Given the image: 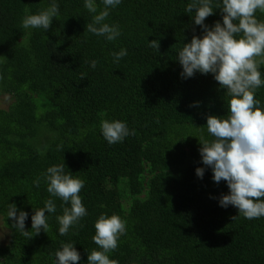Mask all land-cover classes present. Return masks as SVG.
<instances>
[{"label":"trees","instance_id":"1","mask_svg":"<svg viewBox=\"0 0 264 264\" xmlns=\"http://www.w3.org/2000/svg\"><path fill=\"white\" fill-rule=\"evenodd\" d=\"M51 2L0 0V91L13 98L0 108V215L10 231L0 264H54L66 242L81 254L76 264H87L88 251L98 248L92 237L101 214L126 222L108 253L116 264H264V217L249 220L221 207L226 182L215 183L211 168L202 179L196 175L204 166L197 136L210 138L207 116L227 113V95L211 73L180 75L178 50L202 35L185 12L189 0H123L106 19L120 27L115 41L84 32L93 15L84 0H57L60 15L47 32L21 27L26 9L36 13ZM255 16L264 21V12ZM217 20L219 8L206 23ZM152 39L159 51L149 46ZM121 48L128 54L116 63L112 53ZM255 96L264 105V86ZM193 101L201 103L191 107ZM114 119L135 134L109 144L100 124ZM62 163L84 181L88 214L62 236V201L53 198L48 232L35 235L34 207L50 198L44 175ZM11 202L29 212L31 238L7 218Z\"/></svg>","mask_w":264,"mask_h":264},{"label":"clouds","instance_id":"2","mask_svg":"<svg viewBox=\"0 0 264 264\" xmlns=\"http://www.w3.org/2000/svg\"><path fill=\"white\" fill-rule=\"evenodd\" d=\"M99 2L103 7L98 11L97 0H84V7L93 14L84 32L115 41L121 35L120 27L107 23L106 19L123 0ZM217 8L221 10L222 20L209 25L206 18ZM257 10L264 12V0H216L215 5L214 0H189L185 12L192 15L194 24L202 29V35H193L189 42H184L176 56L182 66V78H191L197 72L211 73L219 87L226 89L227 113L208 115L206 127L210 138L197 136L204 166L196 168V175L202 179L206 168H211L213 181L217 184L225 181L229 189L218 198L219 205L235 207L239 215L249 220L264 217V105L255 96L256 91L264 86V72L260 70V66L264 65V21L256 18ZM59 15V4L57 0H52L49 7L36 13L26 9L21 27L47 32L53 19ZM149 41V46L159 51L160 41ZM127 54L126 48L113 52L114 62L119 63ZM89 63L95 69L98 61L93 59ZM200 103L193 101L190 106L197 107ZM100 128L109 144L123 142L126 137L135 134L126 121L119 119L102 120ZM44 180L50 198L42 208L34 207L31 230L35 235L42 230L48 232L49 216L57 212L53 198H59L63 214L56 216L58 232L62 236L68 235L70 229L80 225L81 219L88 214L80 196L84 181L72 172H66L65 163L49 166ZM34 183L39 187L40 178ZM6 215L20 234L29 238L33 236L26 229L28 211L11 202ZM94 227L92 240L98 248L87 250V264H116L108 253L118 247L119 237L126 232V222L115 214H101ZM75 245V242L62 243V247L55 252L54 264L81 261V254Z\"/></svg>","mask_w":264,"mask_h":264},{"label":"rangeland","instance_id":"3","mask_svg":"<svg viewBox=\"0 0 264 264\" xmlns=\"http://www.w3.org/2000/svg\"><path fill=\"white\" fill-rule=\"evenodd\" d=\"M13 100L12 96L7 92L0 91V108H8ZM10 231L5 227L2 216L0 215V244L9 239Z\"/></svg>","mask_w":264,"mask_h":264}]
</instances>
